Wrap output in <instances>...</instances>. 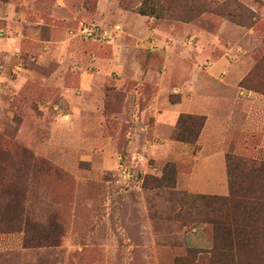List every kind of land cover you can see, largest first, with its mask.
<instances>
[{"label":"rangeland","instance_id":"obj_1","mask_svg":"<svg viewBox=\"0 0 264 264\" xmlns=\"http://www.w3.org/2000/svg\"><path fill=\"white\" fill-rule=\"evenodd\" d=\"M0 264H264V0H0Z\"/></svg>","mask_w":264,"mask_h":264},{"label":"trees","instance_id":"obj_2","mask_svg":"<svg viewBox=\"0 0 264 264\" xmlns=\"http://www.w3.org/2000/svg\"><path fill=\"white\" fill-rule=\"evenodd\" d=\"M141 14H145V13H141ZM181 124V123H183V117H180L179 119H178V124ZM180 130V129H179ZM182 130H184V129H182ZM194 136H196V135H194ZM192 137V138H187V137H184V136H182L181 135V133H178L177 135H176V137H177V140H179V141H181V142H185V143H192L193 141H195V137ZM197 137V136H196Z\"/></svg>","mask_w":264,"mask_h":264},{"label":"built area","instance_id":"obj_3","mask_svg":"<svg viewBox=\"0 0 264 264\" xmlns=\"http://www.w3.org/2000/svg\"><path fill=\"white\" fill-rule=\"evenodd\" d=\"M86 31V30H85Z\"/></svg>","mask_w":264,"mask_h":264}]
</instances>
